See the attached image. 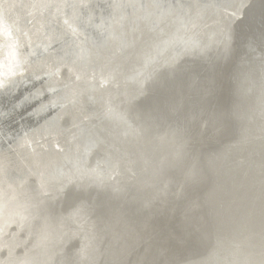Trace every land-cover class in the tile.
<instances>
[{
  "label": "bare ground",
  "instance_id": "6f19581e",
  "mask_svg": "<svg viewBox=\"0 0 264 264\" xmlns=\"http://www.w3.org/2000/svg\"><path fill=\"white\" fill-rule=\"evenodd\" d=\"M251 1L0 0V264H100L110 257L152 264L151 243H159L151 255L159 264H175L186 248L159 241V228L126 252L119 241L110 249L118 219L100 195L136 197L147 189L156 204L177 180L163 178L166 159L179 157L187 173H196L201 147L218 139L220 128L197 135L196 121L187 132L175 124L150 127L135 107L165 66L197 50L231 51L235 20ZM225 10L235 15L226 19ZM203 23L211 26L198 33ZM263 102L264 93L242 113L253 120ZM67 117L80 127L65 136ZM85 118L90 122L81 123ZM255 125L253 136L264 133V123ZM61 137L65 148L62 141L57 151ZM229 151L218 160L231 162ZM223 166L234 187L242 167ZM254 222L238 218L246 234H221L206 257L188 264H264V225L254 230Z\"/></svg>",
  "mask_w": 264,
  "mask_h": 264
},
{
  "label": "water",
  "instance_id": "95a60500",
  "mask_svg": "<svg viewBox=\"0 0 264 264\" xmlns=\"http://www.w3.org/2000/svg\"><path fill=\"white\" fill-rule=\"evenodd\" d=\"M234 31L231 51L221 53L218 47L206 53L197 50L184 55L171 67L165 66L148 81L149 86L156 80L135 107L145 123L150 124L148 126L172 128L175 124L187 132L196 121L197 135L216 126L220 128V135L201 147L195 174L185 171L188 162L179 157L165 160L163 178L173 176L177 180L165 187L167 193L160 195L156 204L152 201L155 195L147 189L136 197L127 191L100 195L108 213H114L118 219L114 223L117 230L109 229L110 249L113 247L115 251L114 245L119 241L118 249L125 247L126 252L128 246L135 248L139 238L149 230L159 228V241L168 247L186 248L177 255L175 264L182 261L188 264L206 257L221 234H246L240 230L245 224L237 227L238 218L252 217L254 230L264 225V133L253 136V124L264 123V112L253 120L242 113V109L257 102L264 93V61L259 60L260 52L254 54L257 43L264 58V0H253L246 5L244 14L235 20ZM176 130L184 133L180 128ZM246 132V143L238 145ZM201 143L202 140L200 146ZM228 145L231 162L218 160L217 156L226 151ZM222 163L224 169L232 165L242 167L237 171L234 187L230 176L221 175ZM254 173L262 174L260 182L254 180ZM224 183V189L217 191L216 184ZM212 192L216 195L210 199ZM145 196H151L150 204L142 200ZM166 203L168 207L164 209ZM190 219L198 220L199 225ZM221 220L233 223L240 231L220 228ZM112 231L123 236L114 239ZM157 245L159 243L149 245L152 264H159L158 257L151 256ZM147 249L145 246L142 251L147 252ZM115 262L110 257L103 264Z\"/></svg>",
  "mask_w": 264,
  "mask_h": 264
},
{
  "label": "rangeland",
  "instance_id": "374dc122",
  "mask_svg": "<svg viewBox=\"0 0 264 264\" xmlns=\"http://www.w3.org/2000/svg\"><path fill=\"white\" fill-rule=\"evenodd\" d=\"M228 12V13H227ZM225 13L226 14H224V16H226L225 18L226 19H231L235 14L233 13V12H231V11H229V10H225ZM210 26H211V24H202L201 26H200V28L198 29V33H201V31H203V30H208L209 28H210ZM204 28V29H203ZM258 48H257V47ZM254 54L255 53H257V51L259 52V51H261V46L260 45H258L257 43H256V45L254 44ZM259 49V50H258ZM257 50V51H256ZM217 51H219L218 50V48H217ZM261 54V57H259V60L260 61H263L264 60V58H262V56H263V54H262V52H260ZM259 55V56H260ZM90 120L91 119H89V118H85L83 121H81V123L82 122H84L85 121V123L86 122H90ZM67 123H69V124H67ZM85 123H83V124H85ZM75 125V124H74ZM76 126V125H75ZM73 127V125L71 126V119L69 118V117H67V118H65V120H64V128H65V136L67 135H69L70 133H72V131L77 127V126H79L80 127V122H79V124H77V126L76 127ZM70 127H72V128H70ZM70 130V131H69ZM72 130V131H71ZM67 131V132H66ZM63 137H61L60 139H61V141H60V139H58V141H57V146H56V149H57V151H59V144L63 141V143L62 144H60L61 145V147H60V151H63V149L65 148V146L63 147L62 145L64 144V139H62ZM51 140V139H50ZM43 141V140H42ZM39 142L41 143V140H39ZM59 142V143H58ZM47 143H49V142H47ZM62 148V149H61ZM116 177H114V179H115ZM165 208L164 209H166L167 207H168V204L166 203V205L164 206ZM243 235V234H242ZM216 241H217V237H216ZM75 247V246H74ZM199 258V257H198ZM185 262H187V261H182V263H185ZM100 264H103L102 263V261H100L99 262Z\"/></svg>",
  "mask_w": 264,
  "mask_h": 264
}]
</instances>
